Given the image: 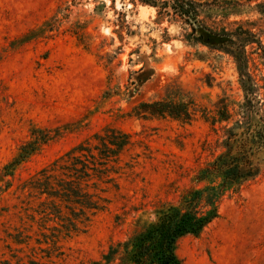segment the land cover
Here are the masks:
<instances>
[{
  "label": "rangeland",
  "instance_id": "374dc122",
  "mask_svg": "<svg viewBox=\"0 0 264 264\" xmlns=\"http://www.w3.org/2000/svg\"><path fill=\"white\" fill-rule=\"evenodd\" d=\"M243 10L230 21L247 22L253 34L244 46L247 70L264 103V0ZM186 32L130 0H0V264H106L111 247L194 185L218 153L204 114L223 98L242 103L244 93L235 60L188 42ZM145 64L154 75L129 97L130 75ZM181 98L195 106L190 123L136 114L141 104ZM109 130L127 135L129 145L110 165L107 207L83 232L66 235L60 222L38 215L44 198L27 184L81 145L97 154L96 138ZM35 138L47 140L4 176ZM120 252L110 264H121ZM177 254L183 264H264V168L224 197L219 217L198 237L182 238Z\"/></svg>",
  "mask_w": 264,
  "mask_h": 264
},
{
  "label": "trees",
  "instance_id": "16d2710c",
  "mask_svg": "<svg viewBox=\"0 0 264 264\" xmlns=\"http://www.w3.org/2000/svg\"><path fill=\"white\" fill-rule=\"evenodd\" d=\"M249 1L130 0L133 5L156 9L159 21L168 19L171 23H181L184 31L190 30L185 34L188 42L232 57L238 64L244 101L234 104L223 98L216 104L215 111L204 114L205 122L218 134L217 155L197 171L194 185L181 195L178 204L158 209L155 220L145 223L126 242L119 243L118 250L111 247L103 257L106 264L112 263L119 250L121 264H183L177 254L178 242L186 236L198 237L219 217V206L226 195L261 175L264 103L257 100L256 83L247 70L250 58L244 49L253 34L244 27L247 22L230 21L231 17L244 15L245 3ZM235 26L239 27L238 31L233 29ZM153 75L154 70L146 64L133 72L127 95L133 97ZM182 98L141 104L136 114L143 118L169 117L190 123L195 106L191 100ZM96 139L102 146L97 154L81 145L40 171L27 184L31 194L44 198L38 215L54 223L60 222L66 235L83 232L91 219L106 209L104 186L115 183L112 173H116L110 165L119 161L123 149L129 145L127 135L110 130ZM46 140L35 138L21 146L4 166V176L12 177L18 167L39 151L40 141ZM64 209L69 215L63 213Z\"/></svg>",
  "mask_w": 264,
  "mask_h": 264
}]
</instances>
